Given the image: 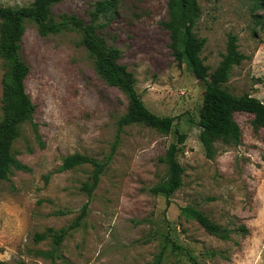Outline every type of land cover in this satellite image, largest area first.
Here are the masks:
<instances>
[{
	"label": "rangeland",
	"instance_id": "1",
	"mask_svg": "<svg viewBox=\"0 0 264 264\" xmlns=\"http://www.w3.org/2000/svg\"><path fill=\"white\" fill-rule=\"evenodd\" d=\"M105 0H64L53 16L92 20ZM113 12L97 20L98 34L121 51L119 63L135 76L148 110L176 119L169 134L145 125L118 127L127 97L96 73L81 34L42 35L26 23L21 55L30 69L27 93L36 112L21 127L13 150L28 170L13 169L0 181V262L6 264H264V129L236 113L241 143L215 144L208 159L198 126L205 84L175 59L169 0H114ZM201 15L193 33L211 76L227 55L231 36L244 57L223 86L235 96L264 101V0H197ZM34 0H0L24 7ZM1 25V21H0ZM9 63L0 54V121L3 79ZM179 188L169 197L151 189L168 180L161 162L177 134ZM86 155L105 165L88 196L81 191L93 167L62 171L63 159ZM88 213L73 228L85 205ZM219 227L206 232L186 210ZM48 230L66 234L35 241Z\"/></svg>",
	"mask_w": 264,
	"mask_h": 264
},
{
	"label": "trees",
	"instance_id": "2",
	"mask_svg": "<svg viewBox=\"0 0 264 264\" xmlns=\"http://www.w3.org/2000/svg\"><path fill=\"white\" fill-rule=\"evenodd\" d=\"M63 1L34 0L29 6L17 8L0 5V54L9 63L3 79L0 181L7 180L13 169L28 170L17 160L13 150L16 140L20 137L21 127L27 122H32L36 112L26 88L30 69L21 55L27 22L35 23L42 35L67 31H76L81 34L82 45L93 58L96 73L107 85L119 89L128 99V110L118 121L120 129L139 124L164 134H169L173 130L176 119L159 117L147 109L136 90L134 74L119 63L121 51L109 46L98 34V30L102 27L97 25V20L100 16L113 12L116 6L115 1L105 0L97 3L90 23H86L76 15H64L57 20L53 16L52 9ZM168 6L170 20L164 25L171 32V48L175 59L185 62L195 78L205 84L203 106L198 122L201 129L199 139L205 156L211 160L215 157V144L218 141L241 143L242 131L235 119L236 113L252 115L253 127L256 130L264 129V101L250 95L235 96L223 87L228 81L232 66L238 65L244 59L237 51L235 37L231 36L227 55L209 81V69L199 57L203 43L197 41L193 33L195 22L201 15L198 1L169 0ZM185 140V135L178 133L176 142L169 146L165 157L161 159V162L167 166L168 180L152 188L153 194L169 197L179 188L180 181L176 177L177 156ZM83 165L93 167L89 181L81 188V191L91 196L105 171V165L89 156L74 154L63 159L62 171ZM186 212L206 232L211 235H220L219 227L212 224L203 214L191 209ZM87 213L88 205L86 204L72 229L81 225ZM65 234L66 230L60 232L48 230L47 233L36 236L35 241L52 238L55 244H60ZM0 264L6 263L0 262ZM194 264L198 263L194 261Z\"/></svg>",
	"mask_w": 264,
	"mask_h": 264
}]
</instances>
